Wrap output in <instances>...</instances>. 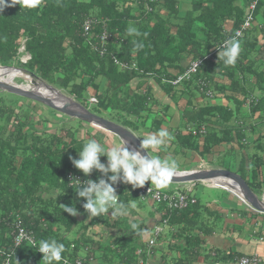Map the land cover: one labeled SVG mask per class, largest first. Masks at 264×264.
<instances>
[{
    "label": "trees",
    "instance_id": "trees-1",
    "mask_svg": "<svg viewBox=\"0 0 264 264\" xmlns=\"http://www.w3.org/2000/svg\"><path fill=\"white\" fill-rule=\"evenodd\" d=\"M235 1L192 0V9L183 18L178 16L180 0H41L36 8L10 5L0 12V64L20 66L48 84L63 88L78 101L86 100V93L92 90L97 102L86 105L90 111L102 116L109 113L111 119L115 118L113 112L123 114L120 117H124V125L134 130L145 126L146 117L156 104L150 98L151 88L148 93L143 91L145 79H154L172 97L177 91L194 87L200 90L199 79L214 82L213 97H222L225 103L191 107L185 113L189 119L198 121L195 145H202L203 153L223 142L243 144L248 132L255 131L257 125L247 121L248 118L252 121L254 116L264 118L258 115L264 113V0L259 1L255 10L256 21L238 38L241 51L236 64L226 66L218 57L219 49L245 17L244 8ZM251 1L244 0L245 5ZM88 18L95 23L92 33L85 36L82 25ZM228 21L233 24L231 28L227 27ZM130 24L138 30V36L127 34ZM105 29L110 36L107 52L102 55L97 36ZM136 43L143 47L137 49ZM22 46V54L31 55L26 62L20 59ZM114 56L121 64L115 62ZM188 59H202L198 73L173 84L185 72ZM102 77L106 85L100 92ZM134 79L142 81L133 90L130 83ZM32 102L27 106L34 111L40 103ZM16 103H5L0 96V264H45L41 253L28 242L14 244L18 219L33 232L38 245L44 239L63 243V256L71 260L87 247V256L102 251L106 264L115 260L117 264H137L134 241L147 232V225L141 221L129 233L122 229L123 216H117L115 221L112 215L88 216L83 209L85 199L77 196L73 189L76 184L68 178L70 173L87 178L71 159L78 158L84 140L74 136L73 126L61 127L68 140L60 132L44 127L39 130L37 125L41 122L33 115L17 114ZM132 117L139 119L131 120ZM160 124V119H154L152 127ZM202 126L208 127L205 133L199 132ZM200 136L204 138L202 143ZM261 142L263 147L264 141ZM255 158L257 163L262 162L259 156ZM100 175L96 171L90 177ZM126 188L127 192L119 194L120 201L140 200V187L133 188L131 193ZM65 205H75L78 214L72 216L63 211ZM198 210L194 205L166 212L169 224L178 227L173 236L187 244L183 247L177 242L170 246L181 254L188 251L183 254L187 257L177 258L175 264H192L189 248L197 237L188 226L179 229L182 219L178 220V216L195 214ZM96 224L120 227V233L106 245L94 239L92 228ZM142 248L146 249V244Z\"/></svg>",
    "mask_w": 264,
    "mask_h": 264
},
{
    "label": "crops",
    "instance_id": "crops-1",
    "mask_svg": "<svg viewBox=\"0 0 264 264\" xmlns=\"http://www.w3.org/2000/svg\"><path fill=\"white\" fill-rule=\"evenodd\" d=\"M235 4L244 8V15L246 16L248 6L245 5L244 0H236ZM178 7V16L183 18L187 12L192 9V0H180ZM228 23L231 26L233 25L231 21H228ZM261 43H263V41H261ZM22 50L23 46L19 50L21 52L20 59L26 54H22ZM188 62H186V64ZM140 81L142 80H132L130 83L131 88L134 90ZM99 83L101 92L106 85V80L100 79ZM143 86V91L146 93H148V89L151 88L150 98L155 100L156 104L152 106V111L146 117L144 127L139 130L129 128L140 140L144 135L158 132L160 129H166L172 137L171 140L160 148L149 150L151 156H158L162 160H175L178 164L177 170L183 171L201 170L204 168L230 169L242 175L258 196H264V146L260 147L261 141H264V118L261 117V120H259L258 117L255 118L254 116L253 121L249 120V118L248 120L246 119L249 122H257V125L255 131L248 132L246 139L243 140V144H239L238 142H223L220 145L214 146L212 151L202 153V145L199 147L195 145V142L197 143L195 138L198 137L193 133L190 134V130L196 128L195 124L198 121L189 119L186 117L185 113L187 110H190L191 107L204 108L206 105L219 104L216 102L218 98L213 97L210 99L205 97V95L195 87L190 90L185 89L181 92L177 91L175 97H172L159 87L152 78L145 79ZM94 93L96 92L89 90L85 96L86 100H82L84 101L83 104L87 106L94 105L95 103H87L90 96H95ZM221 98L222 97H220V99ZM259 114L264 116V113H258V115ZM133 119L138 120L139 118L132 117L131 120ZM154 119L161 120L159 127H152ZM242 122L243 121H240V124ZM81 128L82 127L79 128L80 131L78 129L76 133L77 136H75L78 139L96 138L105 144L124 143L117 135L93 127L92 125L88 127L84 125L83 128ZM206 128L208 129L207 126ZM102 134H107L105 135L107 137L105 140ZM261 138L262 140H260ZM199 139L200 143L204 141L203 136H200ZM126 146L132 149L127 143ZM256 156L262 159L261 163L255 161ZM103 159L104 160H101V162L106 163V157ZM232 165L233 167H231ZM94 172L96 173V170H94L93 173ZM90 178L96 180L98 177ZM223 179L226 183L225 186L228 188L215 186L211 182L169 181L168 184L172 187L168 190H162L173 192L190 189L191 194L197 198L196 204L191 205H196V207L199 208L197 213L193 214L192 212L186 216H178V220L182 219L179 229H184L188 226L192 228V235L197 236L193 238V246L189 249L191 252L192 264H241L240 259L244 256H258L261 260L259 264H264V213H257L246 200L243 201L239 195L231 190L232 188L230 183H228L229 181L225 180V178ZM145 185L156 188L149 182H146ZM125 188L129 190L130 193L132 192L131 190H133V187L129 186V184L127 185L122 182L119 194L127 192ZM205 188H209V191L206 192L204 190ZM125 203L129 206L135 204L136 207H129L128 214L121 215L123 216V219L120 220L122 222V229L130 233L132 224H136L138 228L141 221L148 227L147 232L140 236L138 242L135 244L138 252L137 264H175L173 261L177 258H183L187 254L188 251L183 252V254H185L183 255L179 250L170 248V246L175 245L177 242L183 247H186L187 244L184 242V239L173 236V233L178 227L169 224L166 218V212L169 210V207L166 203H157L151 198L143 196H140V200L131 199L128 203ZM108 215H111V211H109ZM115 220H117V216H113V221ZM194 221L196 225H194ZM157 226L161 228V232L156 236L155 230ZM119 229L120 227H109L104 224H96L92 228V233L95 234V240L108 245L112 243L114 235L120 233ZM140 238H142V242L139 241ZM149 238L155 239V244L151 247L148 244ZM142 244H146V249L142 248ZM158 244L161 246L157 248L156 245ZM87 253L88 249L84 247L80 256L77 257L86 260L93 258L96 261L104 262L102 260V251H94L90 256H87ZM186 257L187 256H185L184 259ZM116 261L117 260H115V262L113 261L112 264H117ZM104 263L106 264V262Z\"/></svg>",
    "mask_w": 264,
    "mask_h": 264
},
{
    "label": "clouds",
    "instance_id": "clouds-1",
    "mask_svg": "<svg viewBox=\"0 0 264 264\" xmlns=\"http://www.w3.org/2000/svg\"><path fill=\"white\" fill-rule=\"evenodd\" d=\"M40 3L41 0H10V3L9 0H0V12L10 5L23 4L27 8H36ZM127 34L138 36L139 32L130 24ZM239 35L240 33H236L235 36L230 37L219 49L218 57L226 66H234L239 58L241 51ZM142 47L143 44L136 43L137 49ZM141 138L139 150L129 149L126 142L105 144L96 138H90L78 151V158H71L75 168L82 171L85 177H89L85 180L75 177L77 181L75 188L70 185L78 197L85 199L83 209L88 216L93 218L108 215L109 210H112V216L127 215L129 207H136L135 204L129 206L118 199L119 196L114 187L118 182L131 184L133 188L143 187L149 181L151 184L155 183L158 189L168 186L169 180L177 172L176 161L153 157L149 154V150L165 145L172 139L170 133L166 129H160ZM141 149L146 150V155L142 154ZM102 156L106 157V163L101 162ZM94 170L101 174L96 180L90 178ZM62 210L72 216L78 214L75 205H65ZM131 227L136 229L137 225L132 224ZM36 250L42 253L45 264H67L63 256L65 246L55 239L41 240Z\"/></svg>",
    "mask_w": 264,
    "mask_h": 264
},
{
    "label": "water",
    "instance_id": "water-1",
    "mask_svg": "<svg viewBox=\"0 0 264 264\" xmlns=\"http://www.w3.org/2000/svg\"><path fill=\"white\" fill-rule=\"evenodd\" d=\"M1 68L20 69L32 76L30 83L36 84L31 87L17 82H9L6 78H0V91L19 95L28 100L39 102L40 104L51 108L62 115L83 123H89L93 127L100 128L106 132L113 133L120 137L128 145H132L135 150L140 149V138L127 126L115 122L107 117L90 111L83 102L76 98L63 94L59 89L48 84L36 74L28 70L16 66L3 65ZM11 81V80H10ZM47 88L50 93H46L40 89V86ZM132 148V150H134ZM142 154L146 155V150L141 149ZM218 177L225 180H231V186L240 193L247 203L257 213H264V196H258L256 192L249 186L242 175L226 168H204L201 170H177L176 174L171 177V182H193V181H209ZM213 181V180H212Z\"/></svg>",
    "mask_w": 264,
    "mask_h": 264
},
{
    "label": "built area",
    "instance_id": "built-area-1",
    "mask_svg": "<svg viewBox=\"0 0 264 264\" xmlns=\"http://www.w3.org/2000/svg\"><path fill=\"white\" fill-rule=\"evenodd\" d=\"M151 1H155V0H151ZM259 1L260 0H252V2L247 7V13H246V16H245L243 22L241 23L239 28H237L233 32V34L231 36H229L226 40H228L230 37L235 36L236 33H240L239 37H241L243 32L245 30H247L255 22V10L257 8ZM148 9H151V7H149ZM94 23H95V20H93L92 18H88L87 20L84 21L82 26H83V33L85 36L92 33V26ZM109 36L110 35L106 29L103 30V32L99 36H97L99 39V42L101 43L100 44V52L102 55L107 52L106 46H107V43L109 40ZM224 42H223V44H224ZM223 44H222V46H223ZM25 53L26 54L21 58V60L23 62H26L27 60L30 59V54L28 52H25ZM207 56L208 57L211 56V53H209ZM114 60L116 63L121 64V62L115 56H114ZM201 63H202V59L190 61L187 65L188 67L186 68L185 72L182 73L181 75H179L176 79H174L172 81V83L173 84H179L182 81H184V79L188 80L189 78H191L194 74L198 73V70H199ZM198 84L200 85V90L202 92H204L208 98L212 99L214 96L213 85L211 83L206 82V81L204 82L201 79H199ZM88 102L96 103L97 99L95 96H90L87 100V103ZM205 131L206 130L203 126L199 130L200 133H205ZM192 133L197 134L198 132L196 131V129H192ZM75 177L79 178L80 180L87 179V178L82 177L79 174L75 175V174L70 173L68 175V178L72 184H77ZM200 182H203V183L211 182L215 186H220L222 188H228L224 184H218L212 180L200 181ZM121 184H122V182H118L116 185H114V187L116 189V193L118 196H119V190L121 188ZM140 188H141V194L143 197L151 198L153 201H155L157 203H166L167 206L169 207V209L182 210V209L188 208L189 206H191L193 204H196V202H197V198L193 194H191L190 189L183 190V191L167 192V191H162L160 189L154 188V187L149 186V185H144L143 187H140ZM231 188H232L231 190L235 194L239 195V197L243 201H245V199L242 195H240L232 186H231ZM118 199H119V197H118ZM15 227H16V229L14 232L13 242L16 246L22 244L23 242H28L34 248H36L38 246V241H37L35 235L33 234V232L31 230H28L23 225V223L20 219H18V221L16 222ZM160 232H161V228L157 226V228L155 230V235L157 236ZM148 244L150 247L152 245H154L155 239L149 238ZM64 258L67 260V264H105L104 262L96 261L93 258H89L88 260L81 258V257H77L74 260H71L70 258H66V257H64ZM41 260L43 262H45L42 259V253H41ZM260 261L261 260L258 256H244L240 259L241 264H259ZM6 264H8V262H6Z\"/></svg>",
    "mask_w": 264,
    "mask_h": 264
},
{
    "label": "rangeland",
    "instance_id": "rangeland-1",
    "mask_svg": "<svg viewBox=\"0 0 264 264\" xmlns=\"http://www.w3.org/2000/svg\"><path fill=\"white\" fill-rule=\"evenodd\" d=\"M264 7V6H263ZM148 8H149V6H148ZM256 21V20H255ZM227 27L228 28H231L232 26L228 23L227 24ZM189 63V62H188ZM187 63V64H188ZM1 65V64H0ZM1 66H3V65H1ZM11 66H16V67H20V66H17V65H14V64H12ZM101 80H104L105 81V78L104 77H102L101 78ZM11 81H14V82H17V83H19V84H25V85H29V86H31V87H33V86H35L36 84H32V83H30V80H27V79H25L24 77H22V76H16L14 79H12ZM213 85V84H212ZM38 86H40V84L38 85ZM52 86H54V85H52ZM58 86V85H57ZM57 86H54L55 88H57V89H59L63 94H65V95H67V96H71V97H73L72 95H70L67 91H65L63 88H61V87H57ZM218 94V93H217ZM0 96H2L3 97V99H4V102L5 103H8V102H10V103H13V102H15V101H17V103H16V105H15V109L17 110V114H19L21 117H25V116H27V115H29V116H32L33 115V117H34V119H37L36 121L39 123V122H41V124L40 125H42V126H40L39 124L37 125L38 126V129L40 130V129H43V127L45 128V129H49L50 131H52V132H60V133H62L65 137V139L66 140H68V137L66 136L67 135V133H66V131L65 130H63L62 128H66V129H68V128H70V127H72L73 129H74V132H78V130L76 129V128H80V127H82V126H80V124H82V122H80V120H72V119H69L68 117H66V116H64V115H62L61 113H59V112H57V111H55V110H53V109H46V108H43L44 106L43 105H40V104H38L37 103V109L36 110H34V111H32L27 105L29 104V103H31V104H33V102L32 101H30V100H28V99H23V98H21V97H19V96H17V95H13V94H9V93H6V92H2V91H0ZM220 96V95H219ZM211 99V98H210ZM80 102H84V101H80ZM216 102L217 103H225V100L223 99V98H221L220 99V97L216 100ZM92 106V105H91ZM41 112H44V114H42L41 115ZM108 112H110V110L108 111ZM99 113H103V112H99ZM109 114V113H108ZM105 115L104 117H107V118H109V119H111L110 118V114L109 115ZM118 113H116V112H113V115H114V117L116 118H114V119H111V120H113V121H115V122H118V123H122V124H124L123 123V121H124V117H120V116H122L123 114H118ZM41 119V120H40ZM48 119V121H46ZM117 119L118 120H120V121H117ZM66 121H68L67 123H61V122H66ZM60 122V123H59ZM53 124V125H52ZM84 125H86V127H88L90 124L88 123H83ZM62 127V128H61ZM204 128H205V126H203ZM82 129V128H81ZM205 130H206V128H205ZM79 131H80V129H79ZM73 132V133H74ZM206 132V131H205ZM91 135V134H90ZM105 135H107V134H105ZM105 135H103L102 134V136H103V139L105 140L107 137L105 136ZM74 136H77V134H75L74 133ZM83 138H79V140H82ZM88 139H90V138H85V139H83L84 140V143L85 142H87V140ZM101 160H103V158H100ZM177 166H178V164H177ZM231 167H233V165L231 166ZM149 183L151 184V182L149 181ZM151 185H153V186H155V183H152ZM156 187V186H155ZM172 186L170 185V184H168V186L167 187H165V188H163V189H161V190H168L169 188H171ZM206 192H208L209 191V188H205L204 189ZM194 192L197 194V192L194 190ZM94 230H95V228H94ZM142 238H140V240L139 241H141L142 242V240H141ZM138 242V239L137 240H135L134 241V245L136 244ZM192 247H190L189 249H191ZM102 262V261H101Z\"/></svg>",
    "mask_w": 264,
    "mask_h": 264
},
{
    "label": "bare ground",
    "instance_id": "bare-ground-1",
    "mask_svg": "<svg viewBox=\"0 0 264 264\" xmlns=\"http://www.w3.org/2000/svg\"><path fill=\"white\" fill-rule=\"evenodd\" d=\"M16 76H22V77H24L27 80L32 79V76H30L28 73H25L23 70L1 68L0 67V78H4L5 77L7 81L14 82V81H10V80L14 79ZM40 89L42 91L46 92V93H50V91L47 88L43 87V86H40ZM129 146L134 149V147L132 145L129 144ZM212 180L215 183H218V184H224V185L226 184L224 179H223V177H218V178H215V179H212ZM228 181H231V180H228Z\"/></svg>",
    "mask_w": 264,
    "mask_h": 264
},
{
    "label": "flooded vegetation",
    "instance_id": "flooded-vegetation-1",
    "mask_svg": "<svg viewBox=\"0 0 264 264\" xmlns=\"http://www.w3.org/2000/svg\"><path fill=\"white\" fill-rule=\"evenodd\" d=\"M30 58H31V55H30ZM21 68V67H20Z\"/></svg>",
    "mask_w": 264,
    "mask_h": 264
}]
</instances>
